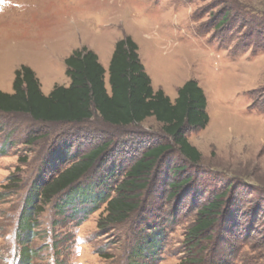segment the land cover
Masks as SVG:
<instances>
[{
	"label": "rangeland",
	"instance_id": "1",
	"mask_svg": "<svg viewBox=\"0 0 264 264\" xmlns=\"http://www.w3.org/2000/svg\"><path fill=\"white\" fill-rule=\"evenodd\" d=\"M125 36L136 43L154 90L172 101L189 80L203 90L209 123L187 132L200 162L190 165L173 149L154 171L137 212L108 226L101 221L106 204L91 211L74 189L100 196L115 191L145 148L170 143L161 125L149 118L114 128L98 117L78 126L50 125L0 113V264H19L22 247L30 264H130L142 237L156 231L158 248L135 261L182 264L196 210L222 193L219 221L199 247L205 264H264V0H0V92L12 94L15 72L26 66L48 96L64 87V61L82 47L107 70ZM101 144L109 147L89 175L31 215L34 228L22 246L18 219L38 182L61 167L66 151L64 167ZM175 166L185 167L178 180L190 182L171 199ZM81 208L90 211L86 217Z\"/></svg>",
	"mask_w": 264,
	"mask_h": 264
},
{
	"label": "trees",
	"instance_id": "2",
	"mask_svg": "<svg viewBox=\"0 0 264 264\" xmlns=\"http://www.w3.org/2000/svg\"><path fill=\"white\" fill-rule=\"evenodd\" d=\"M226 19L227 16L222 19L221 24ZM64 64L69 85L55 86L48 96L41 92L35 73L30 68L21 66L15 72L13 93L0 92V113L26 116L34 123L50 125L78 126L94 117L114 128L139 125L149 118L160 124L170 143L145 148L139 158L126 167L122 179L116 181L115 191L108 189L101 196L79 187L73 191L77 192L74 195L85 205H92L91 211L102 203L106 204V216L101 220L106 225L123 224L137 212L142 192L147 188L154 171L173 149L182 161L190 165L200 162L201 154L189 143L187 132L204 130L209 123L205 94L195 80L185 82L178 89L173 102L161 89L154 90L139 59L138 47L129 36L116 42L107 70L100 64L97 55L86 47L74 51L65 59ZM108 147L109 144H101L87 153L76 154V160L65 167L62 165L68 159L67 151L64 150L66 152L62 156L61 167L50 172L46 180L38 182L33 196L24 203L20 212L17 240L22 246L26 244V234H31L34 228L31 215L41 214L43 208L56 197L89 175ZM184 170L183 166H175L170 170L172 178H176L168 185L172 190L171 199L190 182V179L178 180L179 174ZM111 192H115V197L110 198ZM225 196L226 193L216 195L196 210L195 220L186 231L188 258L182 264H205L202 257L204 250L199 247L205 235L219 221ZM68 203H72V199H68ZM58 207L62 209V206ZM81 209L82 212L85 211L84 208ZM77 212L81 211H74ZM89 212L85 211L84 216ZM100 224L99 222V226ZM153 234L154 237L151 234L142 237L139 242L141 246L130 257V264H138L135 261L137 258L158 248L161 234L157 231ZM19 264H30V253L25 247L20 250Z\"/></svg>",
	"mask_w": 264,
	"mask_h": 264
},
{
	"label": "crops",
	"instance_id": "3",
	"mask_svg": "<svg viewBox=\"0 0 264 264\" xmlns=\"http://www.w3.org/2000/svg\"><path fill=\"white\" fill-rule=\"evenodd\" d=\"M105 69V68H104ZM106 70V69H105ZM152 82V81H151ZM69 85V80L64 84V87H67ZM152 87H153V85H152ZM41 89H42V85H41ZM158 90V89H157ZM42 92V91H41ZM43 93V95H45V96H47V93H48V91H46V93H44V92H42ZM171 100V99H170ZM172 101V100H171ZM173 102V101H172Z\"/></svg>",
	"mask_w": 264,
	"mask_h": 264
}]
</instances>
